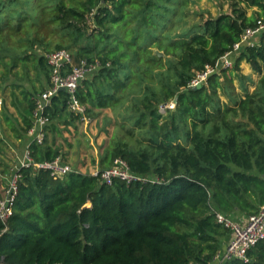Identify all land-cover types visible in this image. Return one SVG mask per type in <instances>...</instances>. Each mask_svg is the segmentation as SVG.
Listing matches in <instances>:
<instances>
[{"label":"trees","instance_id":"16d2710c","mask_svg":"<svg viewBox=\"0 0 264 264\" xmlns=\"http://www.w3.org/2000/svg\"><path fill=\"white\" fill-rule=\"evenodd\" d=\"M198 1L0 0V91L10 93L17 111L7 124L18 135L32 127L50 86L42 81L51 84L46 54L66 49L75 63L98 61L77 99L109 134L99 170L122 159L131 172L156 180L107 185L94 174L22 169L6 230L0 220V262L206 264L230 238L215 212L237 220L264 206V31L254 46L242 45L231 68L238 72L245 61L259 74L252 92L247 77L231 69L201 88L189 86L247 28L264 22V0H226L230 11L192 23L203 15L189 10ZM176 97V108L162 114L159 107ZM45 115L54 140L32 143L31 155L64 160L55 143L60 125L75 126L82 114L60 90ZM248 255V262L225 264H264V240Z\"/></svg>","mask_w":264,"mask_h":264},{"label":"built area","instance_id":"2783aa9c","mask_svg":"<svg viewBox=\"0 0 264 264\" xmlns=\"http://www.w3.org/2000/svg\"><path fill=\"white\" fill-rule=\"evenodd\" d=\"M263 31V21H259L258 26L255 28H247L241 40L230 51L221 56L214 65H207L204 71L195 76L189 86L197 87L198 85H203L211 75L233 68L242 45L254 46L256 42L254 40L255 37L260 36ZM46 58L51 67V84L37 100L36 110L33 114V125L27 132L30 144L25 148L19 166L12 168L11 175L4 189V195L0 199V220L6 225L5 230L14 212L22 179V169L32 168L34 170L47 171L55 177H63L71 172H76L61 157L52 161L39 162L31 155L30 148L32 143L42 145L47 138L46 128L50 120L45 115V109L50 104L51 99L58 94L61 88H64L69 95V108L74 112L82 114L81 120L86 125L92 122V119L85 115V107L77 99V90L83 80L91 77L99 70L100 63L98 61L88 62L86 60L75 63L72 54L66 49L52 51L46 54ZM175 108L176 103L171 101L161 105L159 111L162 114H166L167 110H174ZM1 109L2 100L0 99ZM93 174L99 175L100 180L107 185H112L117 179L127 184L156 181L131 172L126 162L122 159H116L114 165L110 168L101 171L98 169ZM215 219L217 223L230 231V238L225 247L218 251L213 259L206 264H225L231 260L248 262V254L251 248L264 240V206L261 207L258 213L248 216L245 221L235 220L223 212H215ZM0 264L4 263L0 262Z\"/></svg>","mask_w":264,"mask_h":264},{"label":"rangeland","instance_id":"374dc122","mask_svg":"<svg viewBox=\"0 0 264 264\" xmlns=\"http://www.w3.org/2000/svg\"><path fill=\"white\" fill-rule=\"evenodd\" d=\"M189 10H192L193 12H197V14H203L202 16H195L190 18V21L192 23L200 22L205 17L208 16H217L221 12H228L229 4L226 0H199L196 4H191L189 6ZM252 13V9L249 10V14ZM195 15V14H193ZM56 41L58 39H55ZM54 49V48H52ZM241 68V66H240ZM234 69H231L227 72H233ZM233 74H243V69H240L238 72H233ZM42 84L46 87L50 85V79L49 81L43 80ZM36 85L40 88L41 83L36 82ZM10 93L6 90L0 91V97L3 98V104H2V118L0 121V124L4 127V123H7V116L12 117L17 114L16 108L11 103V97L9 95ZM17 96L19 98H23V94L21 93V90L18 91ZM174 101V100H173ZM108 110H106L107 112ZM101 119H92V123L88 125H81L80 121L75 122V126L71 127L72 129H61L63 130L60 135H62L61 138L64 140H67L63 144L67 145V150L63 148V157L65 162L69 163L73 169H77L78 171H82V173L85 174H93L99 169V165L97 161L99 160V155L102 154V147L100 145H97V139H100V137H104V144L106 145L109 141V134H106L104 132H101ZM85 127L87 128L86 135H84ZM112 130V129H111ZM77 134V141L78 146L76 148L71 147L72 142H69V139H73L74 136H69L71 133L75 132ZM67 134V135H65ZM102 142V141H101ZM17 153L14 155L10 152H7L9 162L13 167L19 166L20 160L18 158H23L24 154V147L19 149L17 148ZM86 153V154H85ZM16 160L17 162H15ZM11 174L8 176L10 177ZM5 188V186H4ZM3 190V188H2Z\"/></svg>","mask_w":264,"mask_h":264},{"label":"crops","instance_id":"0c3cea01","mask_svg":"<svg viewBox=\"0 0 264 264\" xmlns=\"http://www.w3.org/2000/svg\"><path fill=\"white\" fill-rule=\"evenodd\" d=\"M260 39V36L255 37V41H258ZM241 69H243V75H245L247 77V82H246V88L249 89L250 92H252L259 80V74L255 73L252 68L250 67V65L248 63H246L245 61H243L241 63ZM235 84L237 86L238 91H241L239 86H240V81L239 79H237L235 81ZM16 116V115H15ZM2 115L0 114V121H1ZM15 122V121H14ZM92 123V122H91ZM81 125H85V123L81 122ZM65 125V124H64ZM64 125H60V129L64 128ZM76 125V124H75ZM72 126L69 125L68 129H72ZM74 127V126H73ZM14 127H11L9 125V123H4V127L2 126V124H0V190L5 189L4 186L7 185V181L9 178V174H11V169H12V165L7 162H9L8 160V156L7 152H10L12 154H16L17 152V148L19 147V149L24 147L25 148L30 144V138L29 136L26 134H23L22 132H20L19 127L17 126V128L19 129L20 134L18 135L15 131V129H13ZM85 131H87V128L85 127ZM67 135V134H65ZM74 136L73 139H69V142H72V146L73 148H76L78 146V141H77V134L76 131L71 133L69 136ZM62 135H57L56 136V145L57 146H61L64 149L67 150V145L65 143V145L63 144L64 142H66L67 140H64L63 138H61ZM47 138H48V142L52 143V141L54 140L53 135L51 134V132L48 131L47 134ZM97 145H100L103 149V147L105 145L104 144V137H100V139L96 138ZM102 141V142H101ZM86 154V153H85ZM18 160H21V158H18ZM15 162H17L16 160H14ZM77 172H80L76 169ZM3 172H6L5 174H2ZM9 172V173H8ZM82 172V171H81ZM3 175V176H2ZM247 219V216H239L237 218V220L240 221H245Z\"/></svg>","mask_w":264,"mask_h":264},{"label":"water","instance_id":"95a60500","mask_svg":"<svg viewBox=\"0 0 264 264\" xmlns=\"http://www.w3.org/2000/svg\"><path fill=\"white\" fill-rule=\"evenodd\" d=\"M159 56H162L163 55V53H161V52H156ZM202 87V85H198L196 88H201ZM61 91H65V89L64 88H61L60 89ZM174 102L175 103H177L178 102V97H176L175 99H174Z\"/></svg>","mask_w":264,"mask_h":264}]
</instances>
